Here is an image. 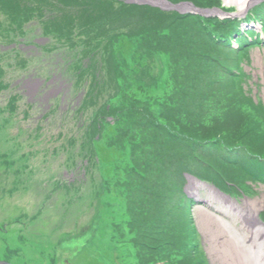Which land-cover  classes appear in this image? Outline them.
<instances>
[{"label":"rangeland","instance_id":"1","mask_svg":"<svg viewBox=\"0 0 264 264\" xmlns=\"http://www.w3.org/2000/svg\"><path fill=\"white\" fill-rule=\"evenodd\" d=\"M58 1L67 13L51 24L43 23V14L33 10L28 16L29 21L40 20L42 34L52 37L44 45L47 59L23 60L21 53L9 50L12 48L7 44L0 49V260L12 264H88L97 258L102 264H170L171 257L161 251L160 237L151 233L155 219L139 217L132 201L116 195L117 185L96 184V171L102 174V165L93 161L96 151L92 142L86 147L84 143L95 135L94 127L88 125L91 116L109 115L107 104L112 112L122 115L121 126L109 132L119 134L129 122L127 109L138 103L131 97H137L138 91L143 94L147 87H164L166 71H161L169 53L157 50L146 54L142 67L133 53L120 55L118 42L125 35L137 48L147 28L156 29L162 22L167 27L172 15L159 8L113 0ZM50 3L54 2L39 0L33 8L41 12V7ZM3 12L0 41L5 24L14 29L21 14L13 8ZM100 59L111 73H97ZM108 63L115 69L107 68ZM80 90L85 98L75 109ZM147 91L150 99L163 93L161 88ZM160 103L157 108L154 102L156 116ZM52 104L55 108L45 116ZM79 111L83 116L77 117ZM103 133L101 144L120 140L108 137L106 130ZM129 153V148L123 149V158L113 165L118 164L115 174L128 165ZM160 168L153 169L156 183L160 182L157 175L164 173ZM92 173L94 185L84 182L85 174L91 177ZM132 179L140 184L134 175ZM90 187L91 195L95 192L97 198H88ZM153 188L157 191L156 185ZM131 196L136 197L135 192ZM94 219L97 228L91 240L79 245L75 240L81 228ZM219 252L221 260L234 264L233 248L224 245Z\"/></svg>","mask_w":264,"mask_h":264},{"label":"trees","instance_id":"2","mask_svg":"<svg viewBox=\"0 0 264 264\" xmlns=\"http://www.w3.org/2000/svg\"><path fill=\"white\" fill-rule=\"evenodd\" d=\"M113 1L118 2L117 0ZM192 1L199 6L216 3V0ZM38 2L39 0H9L7 3L5 0H0V5L5 4L4 8L0 6V11L4 10L3 13H7L13 8L15 12L21 13L20 16H17L16 28L22 27L23 23H28L30 20L28 16L32 14L30 12L32 10L43 14V18L40 20L49 24L67 13V10L64 9L65 6L61 8L58 3H50L49 7L51 8L42 6L41 12H38L36 7L33 8V5ZM173 18L174 20L169 18L167 27H164L165 24L162 22L156 29L147 28L145 35L139 40L140 45L137 48L125 35H122L118 42V46H121L120 55L127 57L133 53L140 66H142L141 62L146 64V54L148 53L157 50L169 53L163 64V71H166L164 87L160 85L157 88L147 87V90L161 88L163 93L150 99L147 90L143 94H141L142 91H138L137 97L132 96L130 99L134 102L137 99L138 103H132L130 109H127L131 115H126L129 120L125 123L126 128L119 134L115 132L116 137L120 139L122 152L126 148L130 150L129 167L134 172L130 175L137 177L140 184H145V188L139 184L136 189V192L142 195L136 194V197L133 198L131 193L135 191L132 189L128 193L139 217L150 215L147 204L151 202L153 169L156 167L157 158L162 160L163 156L168 157L171 161L176 159L175 166L177 168L190 160L191 151H193L195 157L193 163L199 164L200 173L206 169L205 164L216 162V157L224 156L225 148L231 147L236 138H245L255 131L254 128L250 129L249 127V120L246 118L242 103L243 96L235 88L226 89L229 87L227 86L229 76L225 77L217 66L216 62L224 64L231 60V55L225 50L226 42L221 45L213 40L217 19L198 15H175ZM40 20L31 21L41 25ZM227 21L226 28L228 29L233 22ZM5 26L9 31L5 29L3 37L8 39L14 32L8 25L5 24ZM178 27L179 29H177ZM33 31L32 26V33ZM46 51L45 48L41 49L43 53ZM23 60H28V57L23 56ZM154 102H156L157 108L161 102V109L157 111L159 113L157 116L153 111ZM111 113L116 116V121L114 127H108V130L114 132L121 126L123 119L121 113L114 111ZM98 124L95 126L92 124V126L95 129H101L102 126H98ZM92 139L89 137L88 141ZM164 146L166 149H162ZM96 149L101 161H112L113 145L110 147L107 145L96 146ZM184 168L180 166L179 170L182 172ZM102 172L107 175L106 167ZM101 180V174H99V181ZM143 196L147 206L144 205ZM175 207L172 204L169 208L170 212L174 213ZM163 224L167 227L172 226L166 222ZM96 228V219L88 222L81 228L80 236L75 241L82 245L89 243ZM88 264L102 263L96 258L91 259ZM170 264H193V261L191 262L190 258L177 256L171 257Z\"/></svg>","mask_w":264,"mask_h":264},{"label":"bare ground","instance_id":"3","mask_svg":"<svg viewBox=\"0 0 264 264\" xmlns=\"http://www.w3.org/2000/svg\"><path fill=\"white\" fill-rule=\"evenodd\" d=\"M225 1L237 4L243 9L251 0ZM200 187L210 191V197L216 202L217 209L207 211L198 206L194 211L198 226L207 234V231H210L208 226L210 223L213 226L211 229L219 233L218 237L228 233L234 244L242 247L250 264H264V224L257 219V211L262 206V198L244 199V202H239L234 198L230 199L219 195L211 186L203 185L189 178L187 189L197 198H201L198 194ZM206 201L209 202V199ZM234 220H238V223L235 224ZM223 238L226 237L223 236ZM209 249L212 254L210 245Z\"/></svg>","mask_w":264,"mask_h":264},{"label":"water","instance_id":"4","mask_svg":"<svg viewBox=\"0 0 264 264\" xmlns=\"http://www.w3.org/2000/svg\"><path fill=\"white\" fill-rule=\"evenodd\" d=\"M128 3H132V2H136V3H148L152 6H159L162 8H170V9H176L182 12H197L199 14H211V13H219V10L216 9L215 11L211 12L210 9L208 8H197L196 6H194L191 2H187V1H179L178 3H172L169 0H125ZM0 264H11L10 262L6 261V260H0Z\"/></svg>","mask_w":264,"mask_h":264}]
</instances>
